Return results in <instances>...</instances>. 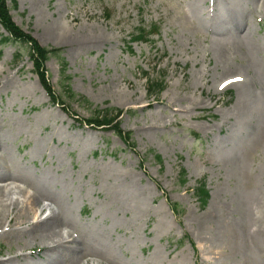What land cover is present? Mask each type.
Instances as JSON below:
<instances>
[{
    "label": "rangeland",
    "instance_id": "obj_1",
    "mask_svg": "<svg viewBox=\"0 0 264 264\" xmlns=\"http://www.w3.org/2000/svg\"><path fill=\"white\" fill-rule=\"evenodd\" d=\"M6 5L24 33L60 50L44 69L67 109L24 47L0 43V178L19 187L0 200L34 196L42 219L32 224L23 204L4 211L0 264H264V0ZM228 78L247 81L246 94ZM108 108L134 148L85 125ZM50 220L52 237L40 238ZM220 226L239 235L234 256Z\"/></svg>",
    "mask_w": 264,
    "mask_h": 264
},
{
    "label": "trees",
    "instance_id": "obj_2",
    "mask_svg": "<svg viewBox=\"0 0 264 264\" xmlns=\"http://www.w3.org/2000/svg\"><path fill=\"white\" fill-rule=\"evenodd\" d=\"M7 0H0V29H2L6 36L1 35L0 43H15L18 44L20 47H24L27 52L28 59L31 61L33 65V73L39 79V82L46 92L47 96L50 98L53 104L57 106H61L63 110L65 109V104L61 99H57L54 96L51 87L48 85L46 81V71L44 69L45 63L50 59L52 56L59 57L60 50L53 49V48H45L41 47L36 40H34L30 35L24 33L19 27H17L13 22L12 18L9 14V7L6 5ZM15 8V5H13ZM145 38V33L143 31L138 32L137 39L135 40H143ZM133 40V41H135ZM16 60H19L20 55L15 56ZM64 64V63H63ZM64 70V68H63ZM148 86L153 89V94H158L164 89L163 81L160 80L159 82L148 83ZM69 98H72L74 95L67 89ZM121 111L113 108H108L102 111L94 112V117L91 119L85 120V125H89L93 128H100L106 129L117 137H119L126 146L129 148H134L133 142H130V133L123 132L119 127L118 118L121 116ZM158 162H160V157L156 156ZM184 173L181 172V182L180 184H184L183 180ZM195 195L197 200L200 202L201 205H205L208 199L207 191L205 190L203 185H200L198 188L195 189ZM169 207L173 214L178 213V206L173 203H169Z\"/></svg>",
    "mask_w": 264,
    "mask_h": 264
},
{
    "label": "bare ground",
    "instance_id": "obj_3",
    "mask_svg": "<svg viewBox=\"0 0 264 264\" xmlns=\"http://www.w3.org/2000/svg\"><path fill=\"white\" fill-rule=\"evenodd\" d=\"M226 81L229 84L231 83L230 86H235L237 88L238 97H241V96L246 94L247 89H248V82L247 81L241 82V83H234V84H232V82H233L232 78H228V80L226 79ZM241 104L242 103L238 102V105H241ZM12 182H13V180L10 178H0V191L4 190V192L2 194H5V193L10 194V193H13L15 190L19 189V187H13L14 185H12L13 184ZM2 198H4V197L2 196ZM36 199L37 198H35L34 196H23L20 199H16V201L9 200L8 204H6L7 201L3 202L2 200H0V216L3 215L4 211L9 212L10 209H15L18 206H20V208H22V204H23V207L26 206V209L24 208V214L32 213V215H31L32 216L31 217L32 224H34V225H35V223H36V225L40 224L41 220H42L40 217H38L40 210H34V209H36L34 206V203H36V201H37ZM33 201H35V202L33 203ZM28 205H30L31 208H29ZM42 211H45L42 215H46V213L49 211L48 205L45 206V208L43 210H41V212ZM209 216L212 217L210 220V222L212 224L219 225L221 223V222H219V219L216 218L215 213H211ZM12 220H14V217L11 219V221ZM51 220H50V224L44 223V225H42V227L39 229L40 231H42L41 234L38 235V236H40V238L50 239L52 237V236L49 237V233H48V232H51V227L53 225V222ZM217 229L223 231L224 234H226V236L229 240V248H228L229 254L234 256L238 250L237 248H240L235 242L238 234L236 232H233V231H229V230L226 231L223 228V226L217 227ZM4 235H5L4 233H1V236H4ZM60 236H61V238H63L62 235H60ZM256 236H263L264 237V231L263 232L259 231ZM44 248H46V247H44ZM17 259L18 258L16 256L13 260H17Z\"/></svg>",
    "mask_w": 264,
    "mask_h": 264
}]
</instances>
